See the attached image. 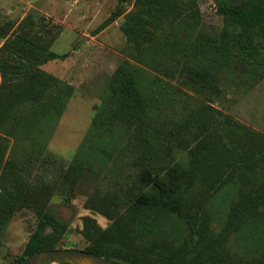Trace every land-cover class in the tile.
Wrapping results in <instances>:
<instances>
[{"label":"trees","instance_id":"1","mask_svg":"<svg viewBox=\"0 0 264 264\" xmlns=\"http://www.w3.org/2000/svg\"><path fill=\"white\" fill-rule=\"evenodd\" d=\"M218 11L223 27L214 35L198 30L202 20L199 0H135L122 25L132 52L113 72L102 104L66 172H82L94 145L105 153L118 129L129 134L123 146L130 152L147 143L152 134L159 135L163 146L178 142L188 150L184 163L172 165L167 160L155 167L150 154L139 156L138 176L120 187L126 194L129 219L157 222L165 214L181 225L193 220L196 212L195 253L183 258L182 264H264V133L229 115L218 116L208 104L186 107L180 116L167 119L159 114L149 117L163 106L179 108L167 78L181 75L192 83L216 87L220 71L235 58L248 67L244 82L264 79V0H218ZM119 13L98 29L108 26ZM32 28L30 17L9 35L0 28L5 38L0 48V157L9 137L23 132L40 144L42 160L53 161L46 152L48 141L75 86L43 68L69 54L34 40ZM29 169V164L10 158L3 165L0 245L14 214L37 191V184L28 178ZM141 183L147 188L138 192ZM191 202L194 205L188 209ZM217 212L222 224L219 231H213L212 215ZM39 216L38 228L18 262L34 252L56 249L58 229L65 232L68 227L50 214L40 211ZM233 236L242 241L246 252H233L225 245ZM200 244L204 249H197ZM85 250L123 264H141L127 248L115 247L109 237L99 235Z\"/></svg>","mask_w":264,"mask_h":264},{"label":"rangeland","instance_id":"2","mask_svg":"<svg viewBox=\"0 0 264 264\" xmlns=\"http://www.w3.org/2000/svg\"><path fill=\"white\" fill-rule=\"evenodd\" d=\"M134 2L0 0V28L9 35L30 17L33 20L31 37L34 40L48 45L57 53L69 54L64 60L49 61L43 68L75 86L46 148V152L55 160H42L38 156L40 144L23 132L9 137L4 154L0 157V174L4 163L10 158L19 164H29L28 178L37 184V191L28 196L27 204L14 214L3 232L0 264L18 262L31 235L38 228L40 211L56 217L58 222L68 224L65 232L58 229L57 248L85 250L101 235L109 237L115 247L127 248L141 264H182L183 258L195 253V232L199 224L196 212L193 220L181 222V225L176 218L170 219L165 214L160 215L162 219L157 222L133 223L127 214L126 194L120 190L127 179L138 176L141 167L136 162L141 154H150L155 167L167 160L172 161L170 164L187 161L188 150L179 147L178 142L163 146L159 144V135L152 134L147 143L136 146L130 152L123 146L129 134L118 129L110 138L105 153L94 145L85 157L82 172L72 175L66 172L97 108L102 104L113 72L132 52L122 25L134 9ZM199 3L202 20L198 30L219 34L223 18L218 11V0H199ZM118 11L119 15L108 26L98 29ZM4 41L5 38L0 36V48ZM247 71V65L233 58L220 71L216 87L192 83L181 75L167 78L173 94L178 98L179 108L163 106L161 110L152 111L149 117L155 118L159 114L162 119H167L177 114L180 116L186 107L192 109L200 104H208L215 108L218 116L229 115L264 133V79L259 83H246L242 78ZM146 188L141 183L138 192ZM192 205L193 202L186 206L189 209ZM221 224L220 214L213 213V231H219ZM225 245L233 252H246L242 241L236 236ZM201 248L203 244L197 246V249ZM67 263L90 264L81 261L50 264Z\"/></svg>","mask_w":264,"mask_h":264},{"label":"water","instance_id":"3","mask_svg":"<svg viewBox=\"0 0 264 264\" xmlns=\"http://www.w3.org/2000/svg\"><path fill=\"white\" fill-rule=\"evenodd\" d=\"M64 261H81L90 264H122L109 257L84 249L56 248L34 252L16 264H44Z\"/></svg>","mask_w":264,"mask_h":264}]
</instances>
